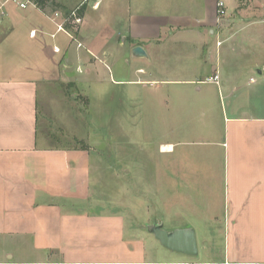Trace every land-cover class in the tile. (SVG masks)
I'll list each match as a JSON object with an SVG mask.
<instances>
[{"label":"rangeland","instance_id":"374dc122","mask_svg":"<svg viewBox=\"0 0 264 264\" xmlns=\"http://www.w3.org/2000/svg\"><path fill=\"white\" fill-rule=\"evenodd\" d=\"M252 6L243 0L222 25L236 40L256 43L239 53L243 57L223 58L224 85L210 86L203 97L176 94L173 87L152 94L114 85L106 74L105 83L64 88L62 105L41 103L46 144L86 151L81 185L78 194L64 191L55 198L52 226L41 234H0V264H223L236 250L255 258L257 207L236 214L228 198L237 172L257 164L250 157L239 166L228 161L232 141L226 139L238 135L250 151L247 138L252 142L257 132L252 122L264 111V74L245 63L257 60L256 28L264 24L257 11L242 12ZM233 115L249 123L228 125L225 119ZM162 144H172L174 153H161ZM153 224L167 231L193 228L199 255L164 248L147 233Z\"/></svg>","mask_w":264,"mask_h":264},{"label":"crops","instance_id":"0c3cea01","mask_svg":"<svg viewBox=\"0 0 264 264\" xmlns=\"http://www.w3.org/2000/svg\"><path fill=\"white\" fill-rule=\"evenodd\" d=\"M219 1L231 14L243 0H88L81 9L82 24L66 25V31H58L57 24L77 5L46 0L42 9L7 8L0 17V234H41L52 226L55 198L65 196L64 191L79 192L86 151L46 144L41 103L62 105L64 88L102 84L106 74L114 85L141 86L152 94L173 87L176 94L203 97L210 86L224 85V60L243 57L239 53H247L255 39L236 40L225 30ZM249 1L254 7L242 12L264 16V0ZM56 12L62 17L52 19ZM256 30L257 60L245 63L263 75L264 24ZM136 47L146 56L136 57ZM216 75L218 84L211 80ZM234 116L225 119L228 125L249 123ZM252 124L257 132L252 142L247 138L250 151L242 149L238 135L226 136L232 141L228 161L239 166L250 157L257 164L251 172H237L228 201L237 207L236 214L257 207V254L246 259L236 250L232 257L226 254L223 264H264V111ZM160 152L174 153V146L162 144Z\"/></svg>","mask_w":264,"mask_h":264},{"label":"water","instance_id":"95a60500","mask_svg":"<svg viewBox=\"0 0 264 264\" xmlns=\"http://www.w3.org/2000/svg\"><path fill=\"white\" fill-rule=\"evenodd\" d=\"M133 54L136 57L146 56L142 47L134 48ZM147 232L152 234L164 248L173 253L182 254L187 257H197L199 255L197 235L193 228L187 227L167 231L162 224H153L147 226Z\"/></svg>","mask_w":264,"mask_h":264},{"label":"built area","instance_id":"2783aa9c","mask_svg":"<svg viewBox=\"0 0 264 264\" xmlns=\"http://www.w3.org/2000/svg\"><path fill=\"white\" fill-rule=\"evenodd\" d=\"M87 1L88 0H83L81 2V4L75 10H73L68 15L63 16V21L61 23L57 24L58 31H66L65 26L69 25V24H72V25L82 24V19H81L79 12L82 9V6ZM40 2H41V0H0V17H2L4 14H6V12H7L6 10L9 6H13L16 9L21 10V11H26L30 8L42 9ZM217 8H218L219 18H223L227 15V9H226L225 3L223 1L218 2ZM61 17H62V15L60 13L56 12L54 14V17H52V19L61 18ZM34 34L35 33H33L32 35H34ZM219 45H220V43H219ZM79 46H81V45H79ZM211 80L213 82H215L216 84H218L219 83V76L216 75Z\"/></svg>","mask_w":264,"mask_h":264},{"label":"trees","instance_id":"16d2710c","mask_svg":"<svg viewBox=\"0 0 264 264\" xmlns=\"http://www.w3.org/2000/svg\"><path fill=\"white\" fill-rule=\"evenodd\" d=\"M45 2H46V0H41V2H40L41 4H40V5H41V6L44 5ZM81 11H82V10H81ZM80 13H81V12H80Z\"/></svg>","mask_w":264,"mask_h":264},{"label":"bare ground","instance_id":"6f19581e","mask_svg":"<svg viewBox=\"0 0 264 264\" xmlns=\"http://www.w3.org/2000/svg\"><path fill=\"white\" fill-rule=\"evenodd\" d=\"M171 150H172L171 148L165 147V151H171Z\"/></svg>","mask_w":264,"mask_h":264}]
</instances>
